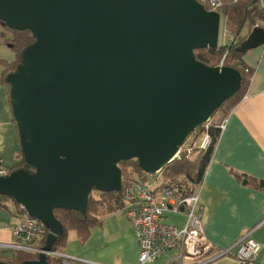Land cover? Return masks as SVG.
Wrapping results in <instances>:
<instances>
[{
	"label": "water",
	"instance_id": "obj_1",
	"mask_svg": "<svg viewBox=\"0 0 264 264\" xmlns=\"http://www.w3.org/2000/svg\"><path fill=\"white\" fill-rule=\"evenodd\" d=\"M0 22L35 37L7 78L34 171L0 177V195L49 231L37 260L21 264H48L63 233L54 210L83 213L94 190H119L120 161L161 171L240 87L237 70L196 61L195 50L218 48L220 29L196 0H0ZM263 44L254 27L237 50Z\"/></svg>",
	"mask_w": 264,
	"mask_h": 264
},
{
	"label": "crops",
	"instance_id": "obj_2",
	"mask_svg": "<svg viewBox=\"0 0 264 264\" xmlns=\"http://www.w3.org/2000/svg\"><path fill=\"white\" fill-rule=\"evenodd\" d=\"M247 31L244 29L242 35ZM224 41V46L234 41L225 29ZM7 48L0 43V61H12L13 54ZM242 63L251 71L248 90L226 116L218 117L216 122L223 121L224 128L201 183L192 187L203 207V232L213 250L200 260L180 263L177 251L172 250L146 264H236L234 250L216 256L221 250L231 249L248 232L261 246L256 264H264V190L244 185L239 179L243 175L264 181V44L245 52ZM1 73L0 65V167L8 173L18 162L21 142L11 88L2 81ZM186 221L182 212H167L162 218L163 223L179 229ZM17 222L13 208L0 209V244L13 241L10 227ZM58 252L93 264H138L139 246L132 223L120 210L106 216L83 241L76 231H68Z\"/></svg>",
	"mask_w": 264,
	"mask_h": 264
},
{
	"label": "trees",
	"instance_id": "obj_3",
	"mask_svg": "<svg viewBox=\"0 0 264 264\" xmlns=\"http://www.w3.org/2000/svg\"><path fill=\"white\" fill-rule=\"evenodd\" d=\"M260 0H238L236 3H226L223 5L222 14L224 17V27L229 36L233 38L234 45L229 49L227 46H220L217 49H202L195 50L194 56L196 61L208 66L217 67L222 62V67L232 68L237 70L241 75L239 89L210 116L216 113H221L226 116L245 96L251 78V71L243 72L241 69L242 57L245 53L239 52L237 48L246 39V36L254 27L264 28V7H260ZM244 29H247L246 35H242ZM4 40L10 52L13 54V59L10 62L0 61L2 66L1 79L7 83V78L15 74L24 65L25 52L35 43V37L28 30L8 29L2 26L0 22V40ZM217 124H209L207 130L203 129L209 137V145L205 150L197 149L195 156L189 158L184 151L179 153V158L174 159L166 165L162 170L163 177L169 182H172L181 191L184 189V195L190 194L192 187L201 183L205 169L212 157L214 147L220 135V130ZM174 168L172 173H167L166 170ZM118 168L121 175V188L113 192H100L94 190L98 197H94L92 193L89 195L85 212L73 210H54L55 218L63 227L62 235L56 240L52 247V251L58 252L59 248L64 244L65 237L68 231H76L80 240L83 241L88 236L90 230L94 227L101 226L103 219L123 208V183L131 176L137 179L147 177L140 168L136 160L120 161ZM24 171L33 173V168L28 166L24 160V155L20 149L18 154V162L8 174ZM239 179L244 185L253 186L264 190V181H256L247 176H240ZM14 209V213L18 214L20 206L6 196L0 195V209L10 211ZM10 257H7V256ZM34 257L24 253H8L0 251V262L8 264H21L25 261H31ZM50 260V261H49ZM48 264H60L58 259H49Z\"/></svg>",
	"mask_w": 264,
	"mask_h": 264
},
{
	"label": "built area",
	"instance_id": "obj_4",
	"mask_svg": "<svg viewBox=\"0 0 264 264\" xmlns=\"http://www.w3.org/2000/svg\"><path fill=\"white\" fill-rule=\"evenodd\" d=\"M207 12L216 13L222 19V8L226 3H236L238 0H196ZM260 7H264V0H260ZM218 67H222V62ZM243 72L250 69L244 64ZM209 122L204 124L207 130ZM222 131L224 122L217 124ZM203 139L198 149L205 150L209 145V137L203 132ZM184 148V147H183ZM191 148L181 149L188 156ZM179 151V153L181 152ZM179 158V154L175 159ZM8 173L0 167V177ZM144 179L131 176L123 183V208L121 211L132 223L138 240V264L154 262L165 253L176 250L177 261L200 260L213 250V245L205 237L202 227L203 207L198 195L192 189L190 194L184 195V189L179 191L176 185L163 177L161 171L145 174ZM182 212L186 215V225L179 229L162 222L165 213ZM18 222L10 227L13 241L0 244V250L8 253H24L37 260L46 241L49 231L40 221L30 217L20 208L17 214ZM251 232L242 237L231 249L221 250L216 257L229 255L234 250L236 264H256L261 246L250 238ZM47 259H58L60 264H93L84 259L68 257L59 252L47 253ZM198 264V263H197Z\"/></svg>",
	"mask_w": 264,
	"mask_h": 264
},
{
	"label": "rangeland",
	"instance_id": "obj_5",
	"mask_svg": "<svg viewBox=\"0 0 264 264\" xmlns=\"http://www.w3.org/2000/svg\"><path fill=\"white\" fill-rule=\"evenodd\" d=\"M224 29H225V27H224V17H223V14H222V19L220 21V29H219V44H220V46H224L226 44L225 41H224ZM3 42H4V40L1 39L0 40V43L6 48L7 46L4 45ZM227 45L229 46L230 43H227ZM220 116H221V113H216L214 116H212L210 119H208V121L205 122V123H208L209 122V123H212V124H216L217 123L216 121H218L217 119ZM203 129H204V124H202L201 126H199L198 128H196L195 130H193L190 133V135L186 138L184 144L180 148V151H181V149H185V148H191L192 149L191 150V155L190 156L187 155L189 158H193L196 155L195 154V151L198 149V147L200 146V144L202 142V139H203V134H202V130ZM173 170H174V168H171L169 166V168L166 170V172L167 173H172ZM92 195L94 197H98V194L95 193V192H93ZM7 257H10V256L8 255Z\"/></svg>",
	"mask_w": 264,
	"mask_h": 264
},
{
	"label": "bare ground",
	"instance_id": "obj_6",
	"mask_svg": "<svg viewBox=\"0 0 264 264\" xmlns=\"http://www.w3.org/2000/svg\"><path fill=\"white\" fill-rule=\"evenodd\" d=\"M180 151V144H177L176 147L165 157L164 160H162L159 164H158V168L162 167V165H164L165 163L175 159L178 155ZM50 261V260H49Z\"/></svg>",
	"mask_w": 264,
	"mask_h": 264
}]
</instances>
